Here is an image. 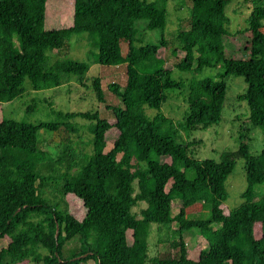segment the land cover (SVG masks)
<instances>
[{
	"label": "trees",
	"instance_id": "obj_1",
	"mask_svg": "<svg viewBox=\"0 0 264 264\" xmlns=\"http://www.w3.org/2000/svg\"><path fill=\"white\" fill-rule=\"evenodd\" d=\"M231 1L191 0L188 27L177 31L173 48L174 53L183 50L184 56L142 74L134 67L151 58L163 63L167 41L162 36L158 44L136 46L135 22L145 21L147 30L163 29L167 0H74L72 25L52 29H45L46 0H0V104L21 95L26 78L39 90L84 74L87 63L50 61L45 53L74 33L93 37L99 64L127 65L123 85L113 82L105 90L99 77L92 81L98 102H106L107 92L120 98L106 104L105 116L99 110L59 111L60 120L30 123L3 115L0 241L6 246L0 248V264H77L88 259L95 264H264V196L254 200L255 186L264 183V147L251 156L241 136L238 149L224 152L219 160L195 159L187 144L160 133L156 123L171 119L150 118L144 109H159L167 92L186 87L187 111L179 127L207 129L221 119L225 77L232 74L246 83L238 98L247 103V120L264 126V0H252L247 18L251 56L242 60L227 58L224 46L229 35L225 7ZM175 67L195 73L206 67L221 71L186 84L171 77ZM75 117L88 121L89 138L71 137L80 129L70 121ZM41 129L59 139L55 158L38 145ZM236 156L245 160V201L231 209L225 202V182ZM175 199L181 205L174 215ZM74 202L82 215L73 213ZM140 202L145 207L137 216L132 209ZM198 203L209 206L210 218L196 216L192 207ZM174 221L177 227L171 231ZM152 224L172 232V255L148 254ZM192 227L206 244L197 254L183 237ZM74 238L79 244L67 246Z\"/></svg>",
	"mask_w": 264,
	"mask_h": 264
},
{
	"label": "rangeland",
	"instance_id": "obj_2",
	"mask_svg": "<svg viewBox=\"0 0 264 264\" xmlns=\"http://www.w3.org/2000/svg\"><path fill=\"white\" fill-rule=\"evenodd\" d=\"M254 1V0H253ZM251 2V3H250ZM254 7L252 0H232L225 7L228 22L225 30L229 35L224 37V46L227 58L242 60L251 56L249 46V35L247 32V18ZM167 22L163 29H145V21L135 22L138 29L135 45L158 44L162 36L167 41V48L162 50L165 58L163 63L154 58L149 59L145 64L135 66V70L142 74H151L156 69L167 64H175L183 56L184 51L176 48L177 31L188 27L191 13V0H167ZM74 0H46L45 29L65 28L73 23ZM264 25V20L262 21ZM241 31V33H237ZM93 37L86 32L74 33L59 48H48L45 53L50 61L57 59H70L77 62H85L88 69L82 75H70L69 78L59 86L34 90L31 83L26 78L23 83L22 94L10 102L0 104V120L3 115L8 118L24 120L25 122L37 123L40 121L60 120L57 112H84L87 110H99L102 116L108 114L105 111L106 104H115L120 98L107 92L106 102H98L96 94L91 85L94 78L99 77L103 88L113 82L121 85L126 82L127 65H101L96 60L98 48L92 44ZM161 56V51L159 52ZM221 71L219 67H206L201 73L193 70H180L178 67L172 68L171 77L175 80L188 83L190 79L203 76L216 77ZM226 94L223 101L222 116L218 123L207 129H194L188 131L180 128L184 123V112L187 111V88L182 87L180 91L167 92V100L159 109L144 106L146 114L150 118L163 115L172 121H158L157 127L161 134L173 136L181 144H187L189 155L195 159L219 160L224 152H234L238 149L241 136L245 138L249 154L256 156L264 147V126L254 125L248 118V106L245 100L238 96L245 91L246 83L239 76L229 74L225 77ZM70 121L80 127L77 133L71 132V137L85 140L90 137L87 129V122L84 119L75 117ZM38 145L41 149L47 150L55 158L60 149V142L54 133L41 129L38 131ZM110 145L106 148L109 149ZM77 150H83L82 145H76ZM90 148V147H89ZM235 166L228 174L225 186L227 189L226 204L229 208L239 207L245 200L242 193L246 189L245 160L242 157L234 158ZM191 175V174H190ZM264 196V183L257 184L254 189V200ZM77 202L73 203V213L76 216L82 215L77 209ZM180 201L175 199L172 203V211L175 215L180 208ZM145 207V202H140L133 207V212L139 216L141 209ZM197 217L201 219L210 218V208L206 204L198 203L192 207ZM70 211V208H69ZM171 231L177 227L174 221L170 224ZM158 226L152 224V231L148 238L150 256L165 257L172 255L174 249L171 245L172 232L165 227L161 231ZM169 231V232H168ZM184 240L189 249L195 247V253L206 244L202 239L199 230L192 227L183 233ZM127 240L132 242L131 232H127ZM171 240V241H170ZM79 241L74 238L67 243L69 247H75ZM6 246V241H0V248ZM192 252V250H191ZM190 252V253H191ZM194 252V251H193ZM29 264H40L30 262ZM77 264H95L92 259L81 261Z\"/></svg>",
	"mask_w": 264,
	"mask_h": 264
},
{
	"label": "water",
	"instance_id": "obj_3",
	"mask_svg": "<svg viewBox=\"0 0 264 264\" xmlns=\"http://www.w3.org/2000/svg\"><path fill=\"white\" fill-rule=\"evenodd\" d=\"M58 232H59V228H58V226H57V228H56V232H55V236L57 237V235H58Z\"/></svg>",
	"mask_w": 264,
	"mask_h": 264
}]
</instances>
